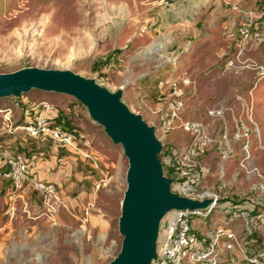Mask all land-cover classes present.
<instances>
[{
  "label": "rangeland",
  "instance_id": "rangeland-1",
  "mask_svg": "<svg viewBox=\"0 0 264 264\" xmlns=\"http://www.w3.org/2000/svg\"><path fill=\"white\" fill-rule=\"evenodd\" d=\"M217 2V8L206 6L194 21L156 26L163 0H0V72L25 66L69 69L111 91L122 86L121 100L129 110L154 125L162 144L158 157L167 174L163 162L167 147L181 146L188 135L178 129L162 133L154 120V95L159 83L187 76L192 88L185 93L183 117L209 123L216 131L224 129L228 136L235 120L242 119L246 127V135L232 143V157L204 159L208 173L203 183L226 195L219 212H227L231 202H246L257 179L251 168L264 174V76L256 77L246 66L250 62L264 66V0ZM240 21L252 22L260 33L245 52L226 36L230 23ZM237 50L245 65L234 71L225 63ZM38 101L65 113L52 119L58 126H75L88 138L89 146L84 147L88 156H75L91 166L85 192L92 194V206L83 217L59 209L51 219L38 194L31 192L24 198L26 205L16 199L12 207L11 190L0 177V264H105L120 244L116 224L126 159L75 98L35 89L0 98V151L34 155V164L48 158L44 151L38 154L43 144L39 138L7 131L1 123L3 109L11 107L17 115ZM212 106L224 107L222 121L206 115ZM244 144L249 151L246 159ZM176 188L174 184L172 189ZM191 222L198 231L201 223L196 218ZM204 222L207 225L209 218ZM253 238L255 247L264 251V228Z\"/></svg>",
  "mask_w": 264,
  "mask_h": 264
},
{
  "label": "built area",
  "instance_id": "built-area-1",
  "mask_svg": "<svg viewBox=\"0 0 264 264\" xmlns=\"http://www.w3.org/2000/svg\"><path fill=\"white\" fill-rule=\"evenodd\" d=\"M240 22L226 32L236 46L260 36L252 22ZM239 51L235 52L234 59L226 61L227 68L237 71L245 65L239 59ZM246 66L252 69L256 77L264 76L263 65L250 62ZM191 88L190 79L184 75L159 83L154 95L153 114L162 133L178 129L188 135L186 143L167 147L164 153L163 162L169 169V174L164 175L173 178L170 189L198 200L209 198L210 202L203 210L173 209L164 214L159 222L156 258L152 264H264V251L255 247L253 238L256 230L264 228V174L255 167L251 168L257 179L250 187L246 202L240 205L231 202L227 212H219L226 195L203 183L208 173L204 159L216 156L222 161L232 157L233 141L246 135L244 121L235 120L233 134L228 136L224 129L218 128L216 131L209 123L183 117L185 93L190 92ZM53 111L55 106L46 101L23 107L17 115L8 107L2 111V127L7 131L19 132L26 138L46 137L75 154L88 156L84 151V147L89 146L86 135L75 126H58L52 120ZM206 115L212 120L222 121L224 107L212 106L206 110ZM242 151L243 158H248L247 144L242 146ZM0 155L3 165L0 177L7 183V189L11 190L12 207L16 199L26 205L24 198L36 192L48 218L53 219L59 209L66 208L55 183L33 177V157L6 148L0 151ZM174 184L177 185L176 191L172 189ZM193 218L201 223L198 231L192 225ZM206 218H209L207 225L204 222Z\"/></svg>",
  "mask_w": 264,
  "mask_h": 264
},
{
  "label": "water",
  "instance_id": "water-1",
  "mask_svg": "<svg viewBox=\"0 0 264 264\" xmlns=\"http://www.w3.org/2000/svg\"><path fill=\"white\" fill-rule=\"evenodd\" d=\"M32 89L75 98L110 142L120 146L127 163L116 224L120 244L105 264H152L164 214L173 209L203 210L210 199L198 200L170 189L173 178L164 175L155 127L129 110L121 100L122 86L111 91L69 69L25 66L0 72V98L18 97Z\"/></svg>",
  "mask_w": 264,
  "mask_h": 264
},
{
  "label": "crops",
  "instance_id": "crops-1",
  "mask_svg": "<svg viewBox=\"0 0 264 264\" xmlns=\"http://www.w3.org/2000/svg\"><path fill=\"white\" fill-rule=\"evenodd\" d=\"M163 3L156 26L174 23L184 24L189 21H194L206 6H211L212 4L214 9L219 6L217 0H163ZM239 23L241 22H232L228 28ZM250 42V40L242 42L240 50L245 52L246 46ZM58 114L65 113H61V110H58L57 113L53 111V116ZM40 140L43 144L40 146L42 151L38 152V154L45 152L48 158L45 161H36L35 166L31 169L33 177L55 183L65 204L66 208L64 210L69 215L75 218H77L76 214L78 213H81L80 217H83V213L87 215L88 209L92 206V194L85 192L88 189L87 185L90 180L91 166L82 160H76V154L68 148L54 144L46 137L40 138ZM50 153L52 154L49 155ZM29 157H34V155ZM64 163L66 164L64 165ZM33 195L37 198L36 194ZM28 202L30 203V198Z\"/></svg>",
  "mask_w": 264,
  "mask_h": 264
},
{
  "label": "trees",
  "instance_id": "trees-1",
  "mask_svg": "<svg viewBox=\"0 0 264 264\" xmlns=\"http://www.w3.org/2000/svg\"><path fill=\"white\" fill-rule=\"evenodd\" d=\"M56 117H58V118H60V117H63V115L62 114H58V115H55V116H53L52 118H56ZM64 127V126H63ZM28 157V156H27ZM165 175H168L167 173H165ZM5 182V181H4Z\"/></svg>",
  "mask_w": 264,
  "mask_h": 264
}]
</instances>
